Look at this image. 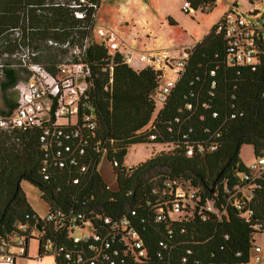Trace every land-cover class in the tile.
I'll return each instance as SVG.
<instances>
[{
    "label": "trees",
    "instance_id": "1",
    "mask_svg": "<svg viewBox=\"0 0 264 264\" xmlns=\"http://www.w3.org/2000/svg\"><path fill=\"white\" fill-rule=\"evenodd\" d=\"M102 1L86 0V4H81L80 0H0V63L4 64L0 70L3 103L0 114L7 115L15 109L16 100L11 97L10 91L29 74L26 69L11 66L16 62L13 56L21 48L30 46L40 51L36 60H46L47 69L54 72L58 52L45 46L46 40H70L82 44L89 39L87 60L92 69L90 95L97 127L94 134L96 137L88 149L94 156V162L89 164L87 179L90 180V186L85 190L67 182V170H52V178L49 181L43 180L40 172L43 153L39 129L0 131V239L17 234L19 227L28 223L27 216L37 213L20 188L23 181L41 191L47 207L67 210L72 206L78 207L77 203L84 200L91 204L89 207L92 209L103 207L98 213L120 217L125 214V205L131 200L127 196L128 192L134 190L139 199L151 190L152 185L144 177L156 168H166L157 175L164 174L174 179L190 178L193 185L201 189L205 201L213 197L216 190H222L223 182L226 181L230 189L240 183L239 174L248 171L247 164L241 159L244 146H251L256 157L264 153V63L255 73L220 64L224 59V42L214 25L201 42L194 44L181 80L173 88L165 106H161L157 103V94L165 72L149 66L136 70V66L125 63L120 54L112 57L110 50L97 35L96 27L100 25L96 24V14ZM185 1L195 11L201 9L207 12L217 2ZM74 3L81 7L75 9ZM77 12L83 13L84 18H78ZM16 30L18 36L15 35ZM111 63L113 71L110 83ZM218 65L220 68L217 69ZM212 70H216L214 77L210 76ZM240 71L241 76L237 74ZM191 82L194 84L190 85ZM213 82L216 83L214 90L211 89ZM210 91L214 92V97L208 94ZM233 94L237 95L234 101L237 106L232 110L230 105L234 103L231 101ZM199 97L201 104L209 102L211 108L204 110L200 107L195 115L185 111V106ZM240 111L243 113L241 117L224 124V117ZM213 112H219L221 117L213 119ZM202 115L204 119L200 120ZM175 117L186 120V124L183 131L175 127V132L169 133L168 129ZM153 122L156 126L150 128ZM207 124L223 130L217 150L204 156H185V146L180 135L187 132L188 126H192L195 128L192 137L200 138L203 136L202 128ZM151 135H156V140H150ZM96 144L99 150H108L110 160H117L120 164L115 170L117 192L107 190V179L95 172L94 163L100 155L93 150ZM135 145H167L165 147L168 150L146 163L126 165L129 149ZM127 166H132V169ZM256 193L251 207L256 212V218H259L264 210V189ZM229 217V221L218 225L216 232V226L210 223L197 228L198 238L207 240L204 246L196 250L195 257L200 261L207 262L209 255L215 252L214 260L224 255L219 261L233 263V252L237 250L244 253V258L248 257L246 244L251 241L248 225L234 211H229ZM225 234L230 235L229 242L223 241ZM47 235L53 234L48 232ZM59 239L64 242V235H60ZM32 240L39 242L40 246L43 242L41 237L32 238L28 239L27 245ZM220 245L225 248L222 247V252H219ZM55 263L60 264V261L55 259Z\"/></svg>",
    "mask_w": 264,
    "mask_h": 264
},
{
    "label": "built area",
    "instance_id": "2",
    "mask_svg": "<svg viewBox=\"0 0 264 264\" xmlns=\"http://www.w3.org/2000/svg\"><path fill=\"white\" fill-rule=\"evenodd\" d=\"M259 1L252 0V9L244 15L245 18L235 17L231 9L215 23L216 32L224 42V59L220 64L255 73L264 63V12L258 9ZM80 3L86 4V0H80ZM73 7L78 9L81 5L74 3ZM183 10L192 16L195 12L186 1ZM77 17L84 18V14L77 12ZM249 18L252 20L249 21ZM96 33L112 57L120 54L125 63L135 65L136 70L149 66L165 72L157 94V103L165 106L185 72L194 44L180 49L143 51L136 56L135 51L112 29L98 26ZM15 35H19L17 30ZM44 43L58 52L54 72L47 69L46 62L36 60L40 51L30 46L21 48L13 56L16 62L11 65L12 68L26 69L30 75L15 85L16 107L7 115L0 114V131L39 129L43 153L40 172L43 180L52 178V170H67V182L85 190L90 186V180L87 179L89 164L94 162V156L88 149L96 137L97 128L90 95L92 69L87 60L89 39L82 44L52 39ZM3 67L4 64L0 63V70ZM109 68L111 83L113 63ZM169 73L171 77L167 76ZM237 74L241 76V71ZM215 75L216 70H212L210 76ZM215 88L216 83L213 82L211 89ZM208 94L215 96L213 91ZM199 99L188 103L185 111L195 115L200 107L204 110L211 108L209 102L201 104ZM235 100L237 95H231V101ZM230 106L233 110L237 103ZM242 115L241 111L232 112L229 117H224V124ZM219 117V112H213V119ZM202 119L203 115L200 117ZM185 124L186 120L175 117L168 129L169 133L175 132V127L183 131ZM155 126L153 122L150 128ZM220 129L207 124L202 128L203 136L193 138L195 128L188 126L187 132L180 135L185 156L191 158L214 153L222 136L223 130ZM150 140H156V135H151ZM97 145L93 147L94 151L100 153L94 163L95 172L103 175L102 166L105 164L106 171L113 178V185L107 181L106 189L117 192L115 170L120 164L117 160H110L108 150H99ZM127 167L132 169V166ZM247 168L248 171L239 174L238 185L230 189L225 181L222 190H216L213 197L205 201L201 189L195 187L190 178L174 179L159 174L145 197L138 199L134 190L128 192L127 196L131 200L125 205V214L120 217L98 213L103 207L92 209L89 207L91 204L84 200L77 203L78 207L72 206L67 210L47 207L44 215H28V223L21 225L17 234L0 239V264H16L18 258H28V239L40 237L43 242L39 257L53 255L60 264H264V246L257 242V236L264 235V210L256 218V212L251 207L257 190L264 189V153L256 157L253 152V160L247 164ZM165 170L156 168L148 172L144 179L150 173ZM102 177L105 179L104 175ZM90 199L93 200V197ZM229 211H234L251 232V241L246 244L248 257L244 258V253L237 250L233 252V263L219 261L224 255L214 260L215 252L209 255L207 262L200 261L195 257L196 250L204 246L207 240L198 238L197 228L210 223L216 226V232L218 225L229 221ZM38 225L41 226L40 230ZM78 228L82 230L81 233L77 232ZM48 232L53 235H47ZM60 235H64V242L59 239ZM222 238L225 242L231 240L229 234ZM222 247L219 246V252L225 249Z\"/></svg>",
    "mask_w": 264,
    "mask_h": 264
},
{
    "label": "rangeland",
    "instance_id": "3",
    "mask_svg": "<svg viewBox=\"0 0 264 264\" xmlns=\"http://www.w3.org/2000/svg\"><path fill=\"white\" fill-rule=\"evenodd\" d=\"M184 2L185 0H136L135 2L132 0H103L96 14V24L115 31L135 51L137 56L139 52L143 51L199 43L198 40L202 39L209 30L211 31L213 25L231 9H233L235 17H244L252 9V0H217L209 12L198 9L192 16L184 12ZM236 4L237 7H234ZM257 5L259 11L263 13L264 0H260ZM248 20L251 21L252 18ZM95 39L97 40V38ZM167 76L171 77V74L169 73ZM10 92L11 97L16 100L15 91L11 90ZM0 107H3L1 94ZM166 152L167 148L161 145H135L130 147L125 164H143ZM241 159L245 164L252 162L253 150L251 146H244L241 149ZM102 170L107 181L113 185V178L110 172L106 171L105 164L102 166ZM158 173H150L145 181L154 185V178ZM20 188L31 207L44 215L47 212V205L42 199L41 191L27 181L21 182ZM77 232L81 233L82 230L78 228ZM30 242L31 251L28 258H18V264H56L53 255L44 256L38 263L37 253H34L38 242L33 240ZM257 242L264 246V235H258Z\"/></svg>",
    "mask_w": 264,
    "mask_h": 264
},
{
    "label": "crops",
    "instance_id": "4",
    "mask_svg": "<svg viewBox=\"0 0 264 264\" xmlns=\"http://www.w3.org/2000/svg\"><path fill=\"white\" fill-rule=\"evenodd\" d=\"M132 1L135 2L136 0H132ZM214 25H215V24H214ZM214 25H213V26H214ZM209 31H210V30H209ZM209 31L205 34V36H207V35L209 34ZM205 36H204V37H205ZM204 37H203V38H204ZM203 38L200 39V40H198V42H200L201 40H203ZM196 42H197V41H196ZM193 44H195V43H193ZM191 45H192V44H191ZM32 209H33V211H35V212H37L38 214H40V213H39L38 211H36L34 208H32ZM33 241H36V240H33ZM30 246H31V242H30L29 245H28V256H29L30 251H31ZM39 248H40V245H39V242H38V244H37V246H36V252H34V253H37L36 260H37L38 263H40V262L42 261V258H43V257H42V258L39 257ZM16 264H18L17 261H16Z\"/></svg>",
    "mask_w": 264,
    "mask_h": 264
},
{
    "label": "water",
    "instance_id": "5",
    "mask_svg": "<svg viewBox=\"0 0 264 264\" xmlns=\"http://www.w3.org/2000/svg\"><path fill=\"white\" fill-rule=\"evenodd\" d=\"M37 228L40 230V229H41V226H40V225H38V226H37Z\"/></svg>",
    "mask_w": 264,
    "mask_h": 264
}]
</instances>
